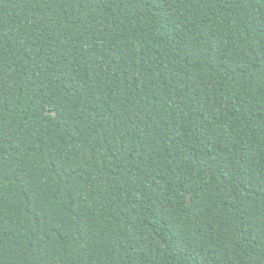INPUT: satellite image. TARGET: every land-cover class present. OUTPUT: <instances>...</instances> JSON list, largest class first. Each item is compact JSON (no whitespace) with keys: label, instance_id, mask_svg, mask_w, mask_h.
I'll return each instance as SVG.
<instances>
[{"label":"trees","instance_id":"1","mask_svg":"<svg viewBox=\"0 0 264 264\" xmlns=\"http://www.w3.org/2000/svg\"><path fill=\"white\" fill-rule=\"evenodd\" d=\"M0 264H264V0H0Z\"/></svg>","mask_w":264,"mask_h":264}]
</instances>
